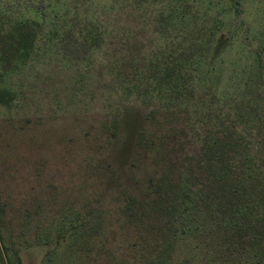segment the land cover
I'll list each match as a JSON object with an SVG mask.
<instances>
[{
    "label": "rangeland",
    "instance_id": "rangeland-1",
    "mask_svg": "<svg viewBox=\"0 0 264 264\" xmlns=\"http://www.w3.org/2000/svg\"><path fill=\"white\" fill-rule=\"evenodd\" d=\"M31 1L0 0V92L9 98L7 105L0 102V264H249L242 250L228 260L225 236L211 216L210 206L223 199L225 188L202 161L203 142L222 108L202 112L187 104L196 126L172 118L166 110L174 105L163 96L123 94L111 67L117 53L127 63L126 77L134 78L135 59L146 68L152 50L181 45L187 58L202 61L197 73L207 84L198 87L200 99L208 91L221 101L227 88H245V79L247 92L262 95L264 0H197L192 10L185 0H115V8L114 0H51L55 8L46 16L30 11ZM49 1L34 0L41 6ZM99 7L113 14L114 29L128 31L123 43H79L76 28ZM187 10L179 23L170 19ZM224 10L217 40L208 41V26ZM21 17L42 27L35 43H21L29 54L11 43ZM55 21L66 32L51 43ZM179 30L185 36L173 38ZM159 58L168 60L166 54ZM143 132L174 134L167 136L186 145L183 172L176 165L169 171L177 185L171 203L179 195L185 212L170 243L163 241L169 232L160 227L162 219L156 224L152 215L126 214L131 195L149 202V179L163 173L161 160L138 146Z\"/></svg>",
    "mask_w": 264,
    "mask_h": 264
},
{
    "label": "trees",
    "instance_id": "trees-1",
    "mask_svg": "<svg viewBox=\"0 0 264 264\" xmlns=\"http://www.w3.org/2000/svg\"><path fill=\"white\" fill-rule=\"evenodd\" d=\"M196 1L185 0L184 4L192 10ZM233 1L235 4H241L236 3V0ZM111 4L114 5V8L118 6L115 0ZM54 8L55 4L51 0L43 6L33 0L29 10H35L37 15L42 12L46 16L45 11ZM101 9L106 10L105 7H99L95 17L87 16L85 21L80 22L78 29L76 28L79 43H91L93 48H97L98 43H110V39L119 40L120 43L124 42L126 34H129L128 31L124 28L114 29L113 14H108V10L103 13ZM185 12L171 14L170 19L175 21V24L176 21L179 23L189 15V10ZM223 13L220 12L213 27L208 26V41L215 37L217 31L215 28H219L221 31L220 28L223 27L227 10H224ZM34 21L37 23H33ZM34 21L31 23L21 17L17 20V27L10 35L11 43H20L18 50H25L28 52L27 54H29L28 46L21 45V43H35L38 36H42V27L39 26L36 19ZM52 24L54 29H51L49 34L51 43L56 42L61 31L64 30L62 35L66 32L65 24L62 26L59 21ZM172 36L175 39H181L185 36V32L179 30ZM222 37L224 38V35L220 39ZM187 40L190 41L189 43H193L190 38H186L184 42ZM214 40L216 41L217 37ZM196 43H201V41L198 39ZM184 50L181 45H177L176 50L171 48L166 52L162 50L157 53L152 50L153 57L146 68H140L135 59L131 64L134 67L135 75H137L134 78L126 77L124 72L127 63L122 61L117 53H114L113 57L117 60L115 65H112L111 72L115 74L118 88L120 87L123 94L138 92L143 97H148V95L163 96L165 100L174 105L173 108L166 110L172 118L185 117V121L194 124V126L197 121L190 117L191 111L187 104H191L192 108L195 107L202 112L210 109L214 112L220 107L222 108L219 119H214L215 128L208 134L209 136L204 137L203 142L206 159L203 157L202 161L208 166V171L211 174H215L223 181L222 186L225 188L223 199L210 206L213 227L225 236L222 248L229 250L228 260L231 258L235 260L236 254L242 250L246 255V259H243L245 262L264 264V94L261 95L256 91L247 92L250 90V82L245 79L242 84L245 88L239 91H233V87L227 88L221 101L216 100L213 95L209 97L208 91L204 93L208 98L200 99L197 96L199 94L198 87L205 88L204 84H207L204 81L205 78L197 73L201 71L203 64L201 60L187 58ZM176 52L181 57L177 55L176 58ZM161 54L162 56L166 54L168 60L161 61L159 58ZM199 54L204 58L207 57L206 51ZM211 60L210 64L213 63L212 57ZM152 70L155 73H152ZM258 70L261 73L260 80L264 83V60L262 57L258 64ZM186 71L197 74H191V77L183 76V72ZM208 73H213V67L208 70ZM245 92L246 94H244ZM8 100L7 92H0V102L7 105ZM113 134L116 136V133ZM167 135L170 134L154 132L140 134L139 148L147 154L156 155L161 160L163 164L160 167L163 173L149 179L151 192L149 197L151 198L148 203L131 195L125 206L126 214L130 217L144 219L145 216L152 215L156 219V224L159 219H162L163 222H159L161 223L160 227L169 232V236L163 240L164 243L173 242L177 238L180 231L177 222L185 213L179 211L181 205L179 195L175 197V204L171 203L175 193V182L172 180L174 174L169 171H172V167L176 165L178 174L183 172L184 165L181 161L182 156L186 153V145L184 141L172 140ZM208 154L212 156L208 157ZM176 160L178 163H174ZM158 172L161 173V171ZM175 186L177 187L176 183ZM210 225V223L204 225L206 231Z\"/></svg>",
    "mask_w": 264,
    "mask_h": 264
}]
</instances>
